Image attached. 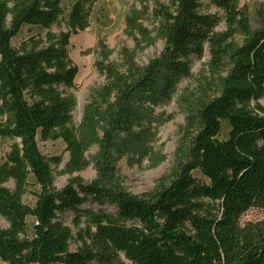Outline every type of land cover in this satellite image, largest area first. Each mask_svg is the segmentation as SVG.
Masks as SVG:
<instances>
[{
  "label": "trees",
  "instance_id": "obj_1",
  "mask_svg": "<svg viewBox=\"0 0 264 264\" xmlns=\"http://www.w3.org/2000/svg\"><path fill=\"white\" fill-rule=\"evenodd\" d=\"M97 1L0 0V138L12 140L0 160V217L8 223L0 226V260L264 264V217L243 221L252 209L264 211V19L253 28L241 0H164L153 10L165 43L157 56L145 66L130 53L96 62L105 81L90 109L104 122L101 168L110 170L111 150L145 145L156 109L206 51L227 69L218 92L196 109L187 159L169 184L146 197L99 178L55 187L62 157L45 155L39 141L63 140L69 160L62 173L90 165L73 119L78 67L69 47ZM61 24L65 30L55 32ZM25 26L41 31L14 45ZM237 31L241 44L231 41Z\"/></svg>",
  "mask_w": 264,
  "mask_h": 264
},
{
  "label": "rangeland",
  "instance_id": "obj_2",
  "mask_svg": "<svg viewBox=\"0 0 264 264\" xmlns=\"http://www.w3.org/2000/svg\"><path fill=\"white\" fill-rule=\"evenodd\" d=\"M162 2L164 0H98L92 8L89 26L72 36L70 56L78 67L77 86L71 90L77 100L73 119L86 140L85 155L90 165L73 175L62 173L69 160L63 140L39 141L45 155L62 157V163L53 167L56 188L60 189L71 178L80 176L85 181L99 178L111 188L146 197L168 185L178 166L187 159L188 146L196 126V109L218 92L217 77L227 72L225 67L213 63L209 51L194 63L192 76L180 83L173 99L156 109L155 114L160 116L154 122L156 128L145 145L135 151L127 149L121 155H117L115 149L111 150L116 155L113 158L114 170L101 168L104 122L98 112L90 109V103L105 81L96 67L97 61L121 62L125 54L130 53L139 66H145L162 51L165 43L153 13L156 5ZM241 4L249 11L251 26L259 27L264 19V0H241ZM224 27L222 24L219 31ZM61 30H65L64 24L54 26L55 32ZM39 31L38 27L25 26L13 40L14 45ZM243 38L237 31L231 41L241 44ZM11 144V139L0 138V160L6 156ZM8 186L12 187L13 183H8ZM263 217L264 211L252 209L243 216V221ZM71 218V214L65 216L68 221ZM0 226H8L2 217ZM72 248L75 249L76 245L72 244ZM0 264L5 263L0 260Z\"/></svg>",
  "mask_w": 264,
  "mask_h": 264
}]
</instances>
